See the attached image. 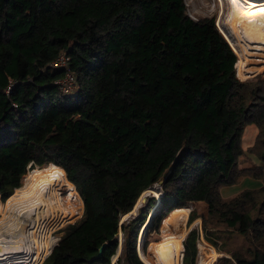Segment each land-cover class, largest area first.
Instances as JSON below:
<instances>
[{
    "label": "trees",
    "instance_id": "16d2710c",
    "mask_svg": "<svg viewBox=\"0 0 264 264\" xmlns=\"http://www.w3.org/2000/svg\"><path fill=\"white\" fill-rule=\"evenodd\" d=\"M60 53L76 77L66 94L50 65ZM235 61L214 16L191 17L185 0H0V199L48 164L35 170L83 203L40 264H111L118 230L116 264H145L137 240L151 211L157 229L201 200L215 221L192 207L187 224L202 217L205 238L229 254L218 264H264V184L220 191L264 176V78L241 80ZM159 180L157 201L121 221ZM198 237L196 226L183 237L182 264L197 263Z\"/></svg>",
    "mask_w": 264,
    "mask_h": 264
},
{
    "label": "rangeland",
    "instance_id": "374dc122",
    "mask_svg": "<svg viewBox=\"0 0 264 264\" xmlns=\"http://www.w3.org/2000/svg\"><path fill=\"white\" fill-rule=\"evenodd\" d=\"M255 1H260V0H255ZM185 3L187 6V13L193 18H197L198 16H201V15H208V16L212 15V16H214V20H215V24H216L217 28L221 31V33L227 39L228 43L230 44L231 48L233 49L234 53L236 54L235 72H236V75L238 78H240L241 80H244V81L254 80L257 78H264V57L259 56L257 58L254 57L252 59L247 57L246 59H244L243 57H241L237 54V51H236V48H238L236 46L237 42L233 36L234 34L231 32V29H230L231 27L227 23L228 22V5H227L226 0H221V2H219V0H185ZM244 74H249V76L244 77V78L239 77V76H243ZM246 129L247 130L243 136L244 145H247V144L252 142V139L254 136V130H255L254 123H248ZM47 165H45L43 167H33L34 165H32V166L28 167V169H27L28 171L26 172L25 175H27L29 172L34 171L35 169L37 171H39L42 175H46L47 172L49 171V170L45 169V167H47ZM29 168H31V169H29ZM36 170L34 173L39 178L46 179L48 177V175L45 177L41 176L40 173H38ZM25 175H24V181L22 179L23 178V175H22V177L20 179V185L22 183L23 184L25 183ZM61 179L62 180L64 179L62 177V175H61ZM59 181H60V178H59V180L54 179L55 193L57 194L56 189L58 188L59 197L61 198L60 203L64 207H70L72 209V214H73L74 218L76 219L80 216V214L82 212V210H81L80 214L78 215L79 209L83 208L82 200L80 198V201H81L80 202L79 199H76L75 194L77 191L75 193H73V191L72 190L70 191V188H68L66 185H60ZM257 182L260 184H264V176L262 179H260V180L258 179V181H255V183H257ZM57 184L60 186L57 187ZM243 186H247V185L244 184ZM151 187L153 188L152 191H150L148 189V190H145L143 193H141V195L146 196L145 199L142 200V199L138 198L137 201L135 202L133 208L123 218L121 216V220H123L127 217H130V216L136 215L138 213L139 207L142 206L146 202V199L149 196H154L155 200L157 201V199L160 197L159 194H161V188H160L158 183L153 184ZM73 188L75 189L74 186H73ZM221 188L223 189V186ZM240 188H241L240 184H237V186L236 185L234 186V189H240ZM155 191L159 192V193L156 194ZM49 196L51 198L53 197L51 194H49ZM223 196H225V195L223 194ZM3 202H5V200L1 201V199H0V203H3ZM3 206H4V204H3ZM192 207L195 208L199 213L204 215V217L207 221V224H208V228H209L210 224H212V222L215 221V218L217 216L216 215L217 212L210 206V204H208V202L193 201L190 204H188L186 208H188L190 211V209ZM2 208L0 207V209H2ZM183 211H184L183 209H178L173 215L170 216V218L167 221L162 223L161 226H160V223H161L160 222L157 229L153 228V226L151 225V222L148 224V222H149V220L153 214V210L151 211V213L149 212L150 215L148 214L149 217L148 218L146 217L147 220L145 221V223L143 225V228H142V231L140 233L139 238L142 237L141 238L142 239L141 240V251L150 262L153 261V262H155V264H164V263H162L160 256L161 255L165 256L166 253L168 252V248L170 246V251L173 255V264H176L177 262L179 264H181L182 254H183L182 239L185 236L186 232L192 226H196L198 228V231H199V237L196 240L197 264H213V263L218 264L217 257H219L221 255L229 256L228 253H225L224 251L218 250L215 246L213 247V245L210 243V241L205 238V236L203 234V229H202V217L201 216L196 217L188 225L187 219H188L189 211H187V212H183ZM74 220L67 221L63 225L51 223V224H53L51 226H53V227L58 226V227L53 228V230L51 232V236H49V238L51 239V243H52V245H51L49 242V247L50 246L53 247V245L57 242V239L59 238L60 234L62 233V230H61L62 227L64 225H66L67 223L73 222ZM47 229L49 230L50 228L47 227ZM50 231H49V233H50ZM40 232H42V231L40 230L39 233ZM181 232H183V233H181ZM179 233H181V234L178 235ZM175 234H177L178 236ZM117 238H118L119 242L122 240L121 230H118ZM159 238H160L159 242L162 239V241L160 243L159 242L158 243L152 242V241L158 240ZM28 239H29V237H28ZM25 240H26V238H25ZM144 241H148V243H147V246L145 248H142ZM119 242H118V246H119ZM47 243H48V237L46 238V241H45L46 248H45V251L43 253H46V251H47ZM218 243H219V241H218ZM242 243H243L242 236L238 235V234L235 235V233H234V235H231L229 238L228 237L225 238V245L227 244L228 246L233 247V248L241 246ZM138 244H139V242L137 240V254H138ZM118 246H117L116 252L111 257V264H116V259H117V256L119 255V252H120V250H118L119 249ZM200 247H202V248H200ZM203 247L205 248V251L208 252V254L200 252V250L201 251L203 250ZM48 253L49 252H47L46 255ZM154 255H155L156 261L154 260ZM25 256H27L26 257L27 260L31 259L33 261V259H32L33 257L30 258V253L28 255L27 254L25 255L24 253L12 255L11 256L12 258H10V261L11 262L13 260L15 261L18 258H20V260H23L25 258ZM31 256H33V255L31 254ZM45 256L43 257V259L45 258ZM138 256H139V254H138ZM1 262H3V260L0 261V264H1ZM28 264H30V263H28Z\"/></svg>",
    "mask_w": 264,
    "mask_h": 264
},
{
    "label": "bare ground",
    "instance_id": "6f19581e",
    "mask_svg": "<svg viewBox=\"0 0 264 264\" xmlns=\"http://www.w3.org/2000/svg\"><path fill=\"white\" fill-rule=\"evenodd\" d=\"M226 2L227 23L237 42V54L244 59L264 57V0H226ZM54 179L52 176L41 179L35 173L25 175V183L16 188L3 203L4 206L0 209V261L3 260L1 264H39L45 256L43 252L46 248V238L49 234L51 236L53 228L58 227L51 225H63L75 219L72 209L60 203L61 199L55 193ZM148 189L153 190L152 187ZM155 193L159 192L155 191ZM49 194L53 197L51 198ZM125 215H122V218ZM47 227L50 229L48 230ZM40 230L42 232L39 233ZM141 238H139L138 254L146 264H152L141 251ZM200 252L208 254L204 247ZM20 253L25 255L30 253L33 261L31 259L28 261L27 256L23 260L18 258L10 261L12 255Z\"/></svg>",
    "mask_w": 264,
    "mask_h": 264
},
{
    "label": "built area",
    "instance_id": "2783aa9c",
    "mask_svg": "<svg viewBox=\"0 0 264 264\" xmlns=\"http://www.w3.org/2000/svg\"><path fill=\"white\" fill-rule=\"evenodd\" d=\"M50 65L61 69L63 72L62 76L55 81L61 93L66 94L71 92L76 86V77L74 72L70 69L69 57L65 53H60L51 61Z\"/></svg>",
    "mask_w": 264,
    "mask_h": 264
},
{
    "label": "crops",
    "instance_id": "0c3cea01",
    "mask_svg": "<svg viewBox=\"0 0 264 264\" xmlns=\"http://www.w3.org/2000/svg\"><path fill=\"white\" fill-rule=\"evenodd\" d=\"M257 178H252V177H248V176H245V177H243V178H241V180L238 182V183H236V184H233V185H227V187L226 186H223V189L221 190L220 189V191H221V194L223 193L225 196H229V195H231V194H233V193H235V192H237L238 190H240V189H242V188H245V187H257V186H259V185H261L260 183H255V181H258V179L256 180ZM260 180V179H259ZM237 184H240V189H234V186L236 185L237 186ZM244 184H246L247 186H243ZM243 186V187H242ZM222 194V195H223ZM202 202H207V201H203V200H201ZM200 201V202H201ZM208 204H210L209 202H208ZM211 206V205H210ZM198 212V211H197ZM179 214V213H178ZM216 215H217V213H216ZM143 228V227H142ZM142 231V230H141ZM141 231H140V233H141ZM138 236H140V235H138ZM172 241V240H171ZM170 253V246H169V248H168V252L166 253V255L165 256H160V259L163 261L165 258H166V256L168 255ZM144 255V254H143ZM145 256V255H144ZM140 257V256H139ZM146 258V257H145ZM147 259V258H146ZM148 260V259H147ZM149 261V260H148ZM150 262V261H149ZM150 263H152V262H150ZM152 264H154V263H152ZM179 264V263H178Z\"/></svg>",
    "mask_w": 264,
    "mask_h": 264
},
{
    "label": "water",
    "instance_id": "95a60500",
    "mask_svg": "<svg viewBox=\"0 0 264 264\" xmlns=\"http://www.w3.org/2000/svg\"><path fill=\"white\" fill-rule=\"evenodd\" d=\"M161 182H162V180H159V181H158L159 186H160ZM142 192H143V191H142ZM139 197H140V199L144 200L146 196L140 194ZM139 197H138V198H139ZM121 221H122V220H121ZM121 221H120V222H121ZM120 222H119V224H120ZM138 242H139V236H138ZM51 248H52V247H51ZM51 248H50V250H51ZM101 248H102V245L99 247V251H98V253H100ZM118 248H119L118 250H120V248H121V241L119 242V246H118ZM49 252H50V251H49ZM140 259H141V258H140ZM141 260H142V259H141ZM142 261H143V260H142ZM143 262H144V261H143ZM144 263H145V262H144ZM145 264H146V263H145Z\"/></svg>",
    "mask_w": 264,
    "mask_h": 264
}]
</instances>
